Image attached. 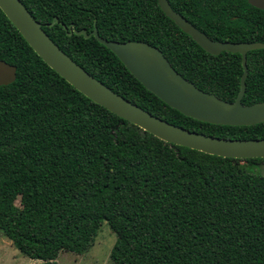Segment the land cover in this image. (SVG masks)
I'll use <instances>...</instances> for the list:
<instances>
[{"label":"trees","instance_id":"obj_1","mask_svg":"<svg viewBox=\"0 0 264 264\" xmlns=\"http://www.w3.org/2000/svg\"><path fill=\"white\" fill-rule=\"evenodd\" d=\"M48 37L95 79L150 114L223 138H264V121L218 125L184 116L145 89L92 36L157 47L202 91L231 102L240 55L201 49L156 0H20ZM209 38L264 43V9L246 0H167ZM0 232L35 264L86 252L102 221L112 264H264V174L229 158L164 142L92 102L49 68L0 10ZM242 104L264 101V47L246 52ZM18 198L19 205L11 202Z\"/></svg>","mask_w":264,"mask_h":264},{"label":"water","instance_id":"obj_2","mask_svg":"<svg viewBox=\"0 0 264 264\" xmlns=\"http://www.w3.org/2000/svg\"><path fill=\"white\" fill-rule=\"evenodd\" d=\"M160 10L205 52L216 55L221 51L240 55L241 74L237 93L231 102L197 88L176 72L161 51L143 41H116L102 38L93 24L90 31L64 25L56 17L47 23L61 25L66 35L92 36L121 62L141 85L167 106L187 117L218 125H252L264 121V101L242 104L247 75L246 52L264 47L261 42H230L209 38L181 14L174 11L167 0H156ZM264 9V0H246ZM0 10L31 47L33 52L55 73L92 102L104 107L121 119L136 125L156 138L185 146L207 154L229 158L264 157V138L232 139L190 131L156 117L112 91L87 73L65 54L44 32L20 0H0ZM15 78V66L0 59V85Z\"/></svg>","mask_w":264,"mask_h":264},{"label":"rangeland","instance_id":"obj_3","mask_svg":"<svg viewBox=\"0 0 264 264\" xmlns=\"http://www.w3.org/2000/svg\"><path fill=\"white\" fill-rule=\"evenodd\" d=\"M241 166L249 173L264 174V161L259 165ZM11 202L18 206V198H12ZM115 239L114 233L105 221H102L94 237L92 245L82 254L62 251L56 257L57 264H112L108 253ZM38 260L29 259L21 255L11 242L0 232V264H35Z\"/></svg>","mask_w":264,"mask_h":264},{"label":"flooded vegetation","instance_id":"obj_4","mask_svg":"<svg viewBox=\"0 0 264 264\" xmlns=\"http://www.w3.org/2000/svg\"><path fill=\"white\" fill-rule=\"evenodd\" d=\"M251 6V5H250ZM253 7V6H252ZM256 8V7H255ZM259 9V8H258Z\"/></svg>","mask_w":264,"mask_h":264}]
</instances>
